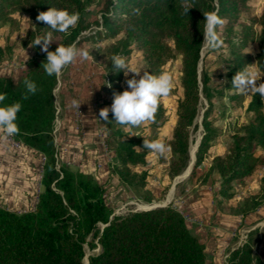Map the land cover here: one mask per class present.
<instances>
[{
    "label": "trees",
    "instance_id": "obj_1",
    "mask_svg": "<svg viewBox=\"0 0 264 264\" xmlns=\"http://www.w3.org/2000/svg\"><path fill=\"white\" fill-rule=\"evenodd\" d=\"M253 1L256 0H105L101 10L93 15L88 13L86 0H0L3 25L20 22L15 13L25 14L28 19L20 40L8 36L0 46V62L12 58L19 47H33L38 36L51 31L47 24L36 19L49 8L66 9L80 17L70 35L53 31L49 51H55L59 45L92 42L95 45L92 56L98 57L101 52L108 58L104 75L107 85H111L108 86L111 95L124 91L125 78L123 71L114 70V55L123 57L127 63L136 50L141 51L147 72L155 75L164 72L170 60L181 56L183 96L178 101L175 124L169 136L160 134L150 140L160 139L170 146L171 156H161V161L167 162L168 179L172 181L190 164L191 134L204 97L207 101L202 119L204 132L190 173L192 179L210 146L222 136V130L215 125L216 118H210L214 99L222 98L225 88L235 90L234 76L248 66L256 64L264 74V10L261 15L253 14ZM134 9H140V13L136 14ZM210 12H217L225 20L217 33L220 43H228L231 50V56L226 58L230 66L229 84L221 90L210 87L211 77L205 67L199 72L206 43L204 14ZM255 41L260 44L257 58L248 51ZM104 42L108 45L102 48ZM33 48L35 56L26 61L17 80L0 76V93H7L5 104H22L16 140L46 157L42 188L34 207L26 212L0 206V264H85L86 245L91 249L101 246L98 253L89 255V264H214L209 261L199 235L189 228L185 215L173 205L115 215L107 198L109 186H116L113 180L104 183L91 174L59 165L54 133L57 105L53 96L58 77L46 74L43 64L47 54L41 46ZM26 78L36 83L37 92L25 100L22 97ZM246 115L247 121L230 136L228 150L214 156L209 167L210 173L219 176L220 187L215 192L221 198L219 204H223L222 200L231 201L236 194L235 184L246 183L264 168V97L260 93L252 94ZM169 120L162 98L155 122L149 126L160 133ZM114 137L115 160L110 172L117 184L127 185L137 200L153 202L165 197L167 187L154 192L149 186V169H138L151 161V151L143 148L142 135L121 125L114 131ZM259 149L261 153L257 155ZM259 186L262 196L241 202L239 214L248 215L263 204L264 176ZM223 264H264V260L254 252L253 241L249 239L229 248Z\"/></svg>",
    "mask_w": 264,
    "mask_h": 264
},
{
    "label": "rangeland",
    "instance_id": "obj_2",
    "mask_svg": "<svg viewBox=\"0 0 264 264\" xmlns=\"http://www.w3.org/2000/svg\"><path fill=\"white\" fill-rule=\"evenodd\" d=\"M88 5V13L96 14L104 5L105 0H86ZM251 12L253 14L261 15L264 10V0H256L251 3ZM246 16V14H244ZM14 17L18 19L20 22H16L11 26L3 25L0 22V42H5L6 38L11 36L12 40H20V35L25 34V30L28 25V19L25 14L15 13ZM10 25V24H9ZM260 31V27L257 28ZM87 34V32L83 33L82 36ZM109 42V41H108ZM80 45V44H78ZM77 45V47H78ZM108 45L107 42L101 44V47L104 48ZM87 50L89 54H91V50L93 48L92 42H86ZM82 49V45L79 46ZM249 53L252 54L255 58H257L260 52V44L255 41L254 44L249 48ZM230 45L226 42H222L216 48H208L205 43L202 50V58L199 65V72L201 74L203 67L209 73L211 77L210 87L212 89L221 90L226 85L229 84L228 72L230 70L229 62L226 60L227 57H230ZM35 49L33 47L30 48H22L19 47L15 50L13 55L16 56L15 60L6 59L5 62H0V69L5 72H11L13 75H21L22 71L25 68V59H28L29 56H35ZM94 61L100 65V68L104 70L107 65L108 58L103 56L100 52L98 57H93ZM78 60H82L79 59ZM128 66L136 69H141V75H143L144 71H147L146 63L143 58L141 51H135L131 59L127 62ZM182 62L181 56H178L172 60H170L165 68L164 72L170 73L174 78V88L171 94L167 97L163 98L165 106L168 108L169 114V122L166 126V129L163 132L153 131L149 124H144L139 127L128 128L125 127L126 130H131L136 135H142L143 139L150 140L153 137H158V135L169 136L175 121H176V109L178 106L179 99L183 96V88L181 85V72ZM66 67L62 74L67 70ZM248 70L255 71L261 77L256 81V85L259 86L261 83H264V74L259 70L256 64L248 66ZM133 73L129 72V75L124 78L123 86L124 90L128 88L126 83L127 79H131L133 77ZM139 79V77H136ZM240 95L237 98H232L233 95ZM253 93L251 90L248 94H241L238 89L224 90V96L222 98H215V107L214 112L210 118L215 119V125L222 130V136L215 140V142L210 146L209 153L206 156L203 164L198 168L197 174L194 178L190 179V174L186 177L179 179V182L176 184L173 196V201H181L184 200L189 194H197L200 192L201 201L204 208L202 213L207 212L209 215H198L196 213V209H191L186 207V219L189 225V228L196 232L198 231V235L201 239V242L206 247V252L209 261L214 264H223L228 254L229 248H236L247 240L251 239L254 245V252L258 255L260 247V241L264 239V198L262 199V205H258L255 209L252 210L251 213L254 214V220L247 222L248 219H245V216L238 213V206L241 202L247 199L249 202L254 197L260 198L262 193L260 191L261 178L264 176V168L259 169L251 178L247 180L246 183L235 184L234 189L236 190L235 196L231 199V201L226 202L222 200L223 204H219V200L221 198L215 196V192L219 190L218 179L215 177L216 174L210 173L209 167L210 163L213 161V157L216 155L224 154L228 150V145L230 142V136L235 132L240 130V125L247 121L246 115V107L251 99ZM114 96V95H113ZM114 100V99H112ZM207 108V101L204 97H202V102L200 106V112L195 120V124L191 134L190 140V163L193 159L196 160V153L200 139L204 132L202 119L203 113ZM109 119L113 120L112 112L109 114ZM121 126L116 122H111V127L109 133L114 135V131ZM261 153V149L257 151V155ZM171 156L170 152L165 155V158H169ZM150 164L145 168H148L150 172V180H154L159 185L157 189L158 192H161L162 189L167 187L166 196L155 200L153 202H146L143 200H137L136 198H129L126 192L119 191L117 196H120V199L115 200L114 193H110L108 195V201L110 205L113 207L115 215H123L127 214L130 211L137 210H147L146 207L159 205L158 207L167 206L164 204L166 202V198L168 193L171 191L172 181H169L167 175V162L161 161V156L157 153L150 152L149 154ZM195 163V162H194ZM190 165V164H189ZM189 167V166H188ZM186 168L180 175L177 177H183L189 171V168ZM144 167L141 166L139 170H142ZM207 179V182L204 181ZM205 186V188H203ZM204 189L203 191H197L198 189ZM180 197V198H179ZM173 203V202H172ZM172 203L168 205H173ZM186 204V203H185ZM212 208V212H210ZM209 211V212H208ZM200 212V211H198ZM250 214V213H249ZM202 218V220H200ZM261 222L262 226L256 227L254 225L255 222ZM254 225V226H253ZM214 227V229H212ZM100 228H103V224H100ZM256 230H258L256 232ZM97 242V240H96ZM101 250V246L98 245L96 248L91 249L88 245H86V258L85 264L88 262V257L91 254L98 253Z\"/></svg>",
    "mask_w": 264,
    "mask_h": 264
},
{
    "label": "crops",
    "instance_id": "obj_3",
    "mask_svg": "<svg viewBox=\"0 0 264 264\" xmlns=\"http://www.w3.org/2000/svg\"><path fill=\"white\" fill-rule=\"evenodd\" d=\"M4 43L3 41L0 42V46H3ZM80 45H82V49H88L86 42ZM31 57L29 56L28 59ZM10 59L15 60L16 56ZM28 59H25V62ZM0 76H12L16 80L20 77V75L16 76L1 69ZM56 90H58L56 95L58 111L54 133L59 165L67 166L74 171L91 174L104 183L113 180L116 186H109L108 195L114 193L115 200L120 199V196H117L119 191L126 192L129 198H134L131 189L127 185L117 184L118 181L112 177L110 172V166L115 160L116 140L114 135L109 133L111 122L99 119V111L104 107L111 109L114 96L109 93L104 70L100 68V65L94 61L90 54L87 60L77 59L58 77ZM73 99H77L81 103L79 110L70 107ZM16 142H12L0 130V206L9 210L26 212L34 207L42 188L44 155L30 146L17 140ZM190 173L187 172L180 178L175 177L172 189L164 204L168 205L173 202V206L185 216L186 207H189L190 210L197 208L196 213L198 215L207 216L209 215L207 212H201L204 210V208L201 209V206H204L200 192L196 195L191 193L181 201L174 202L172 199L174 198L172 193L179 179ZM215 177L219 178L217 174ZM158 185L159 181L157 183L153 179H149V186L154 192H158V188H156ZM201 190L204 189L200 187L197 191ZM210 212H212V208ZM254 214L250 213L245 216V219H248L246 223L255 219ZM260 223L258 221L254 225L260 227L263 225ZM196 234H199L198 231ZM260 247L258 255L264 260V239L260 241Z\"/></svg>",
    "mask_w": 264,
    "mask_h": 264
},
{
    "label": "clouds",
    "instance_id": "obj_4",
    "mask_svg": "<svg viewBox=\"0 0 264 264\" xmlns=\"http://www.w3.org/2000/svg\"><path fill=\"white\" fill-rule=\"evenodd\" d=\"M190 7L185 8L188 13ZM136 14L140 13V9H134ZM204 41L207 47L212 49L219 46L220 37L217 28L225 23V20L219 16L217 12L204 14ZM79 14L69 12L66 9L49 8L42 11L36 17L37 21L47 24L51 31L43 36H38L31 46H41V50L47 54L46 61L43 64L44 70L48 76L60 77L63 70L74 63L78 58L87 60L89 51L80 49L76 43L69 45H59L55 51H49L50 44L53 40V31L70 35V29L75 28L79 22ZM114 70L123 71L125 76L129 72L133 73L131 79H127L128 88L121 93L114 94V100L111 109L108 107L101 108L99 111V119L105 122H116L122 126L132 128L139 127L149 122H155V116L159 109L162 98L171 94L174 88V78L170 73L161 72L159 75L144 71L141 75V69L128 66L125 59L121 56L114 55L112 57ZM136 77H139L137 79ZM261 77L255 71L245 68L239 71L233 78L232 86L239 90L241 94L260 93L264 97V83L259 86L256 81ZM25 93L23 99H28L29 95L37 92V85L30 79L24 80ZM111 87V85H108ZM57 91L53 92L56 97ZM7 93H0V130L8 137L18 135L20 128L17 124L18 113L22 109L21 102L5 104ZM81 103L77 99L71 101L70 107L79 110ZM109 111L112 112L113 120H109ZM143 148L160 156H165L171 149L163 140H146L144 139Z\"/></svg>",
    "mask_w": 264,
    "mask_h": 264
},
{
    "label": "water",
    "instance_id": "obj_5",
    "mask_svg": "<svg viewBox=\"0 0 264 264\" xmlns=\"http://www.w3.org/2000/svg\"><path fill=\"white\" fill-rule=\"evenodd\" d=\"M195 151H197V150H195ZM196 153V152H195ZM194 162H195V159H193L192 160V162L190 163V165H189V173H190V171L192 170V168H193V166H194ZM159 205H154V206H151V207H149V208H147V210H149V209H152V208H156V207H158ZM86 264H89V260H88V262L86 263Z\"/></svg>",
    "mask_w": 264,
    "mask_h": 264
},
{
    "label": "built area",
    "instance_id": "obj_6",
    "mask_svg": "<svg viewBox=\"0 0 264 264\" xmlns=\"http://www.w3.org/2000/svg\"><path fill=\"white\" fill-rule=\"evenodd\" d=\"M57 111H58V109H57ZM9 139H10L12 142L17 143V142H16V138H15V136L9 137ZM43 159H44V162H45L46 157L43 156ZM150 207H151V206H150ZM147 208H149V206L146 207L145 209H147ZM132 211H133V210H132ZM115 213H118V212H117V211H116V212H113V214H115ZM103 226H104V225H103Z\"/></svg>",
    "mask_w": 264,
    "mask_h": 264
}]
</instances>
